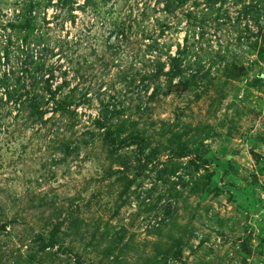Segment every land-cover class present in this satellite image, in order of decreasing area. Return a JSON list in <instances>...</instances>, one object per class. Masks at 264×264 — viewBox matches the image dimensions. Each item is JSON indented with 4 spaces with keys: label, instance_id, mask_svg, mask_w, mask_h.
Returning a JSON list of instances; mask_svg holds the SVG:
<instances>
[{
    "label": "rangeland",
    "instance_id": "obj_1",
    "mask_svg": "<svg viewBox=\"0 0 264 264\" xmlns=\"http://www.w3.org/2000/svg\"><path fill=\"white\" fill-rule=\"evenodd\" d=\"M0 264H264V0H0Z\"/></svg>",
    "mask_w": 264,
    "mask_h": 264
}]
</instances>
